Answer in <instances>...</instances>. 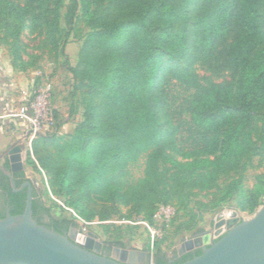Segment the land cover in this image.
<instances>
[{"label":"trees","instance_id":"16d2710c","mask_svg":"<svg viewBox=\"0 0 264 264\" xmlns=\"http://www.w3.org/2000/svg\"><path fill=\"white\" fill-rule=\"evenodd\" d=\"M35 6L43 23L63 22L65 38L79 13L90 27L75 66L67 60L63 65L73 79L70 97L84 98L81 120L64 142L39 134L28 153L69 209L91 220L98 213L88 208L90 200L114 213L118 204L129 206L141 221L163 231L173 218L158 227L159 207L170 206L177 215L196 191L215 189L220 196L212 207L234 199L237 209L249 214L264 202L260 177L248 190L243 175L252 158L264 155L263 138L253 134L256 122L264 126V0H68L65 5L64 0H0V27L6 38L15 36L16 46ZM215 61L232 76L203 85L195 65ZM169 81L190 92L183 140L165 88ZM53 143L55 151H48ZM142 156V177L127 183L129 164ZM24 175L14 173L16 188ZM221 177L229 179L220 188ZM0 189L9 214H21L26 189L13 192L8 183ZM32 216L58 233L70 224L54 217L37 194ZM200 253H185L173 264ZM148 254L154 264H166L157 240Z\"/></svg>","mask_w":264,"mask_h":264},{"label":"rangeland","instance_id":"374dc122","mask_svg":"<svg viewBox=\"0 0 264 264\" xmlns=\"http://www.w3.org/2000/svg\"><path fill=\"white\" fill-rule=\"evenodd\" d=\"M9 1L24 4V0ZM67 2L68 0H64V5ZM39 11L36 6L33 7V16L24 23L19 32L17 46L14 44L15 36L6 38L5 28L0 27V96L6 100L12 99L7 103L11 105L10 107L15 106L16 108L22 102L23 91H33L37 87L49 86V107L52 113L56 111L57 115L56 119L53 116L54 120L46 126L42 134H53L54 142L60 143L65 141V136L71 133L81 120L84 99L78 93L73 99L70 97L73 79L71 74L65 70L64 61L67 60L71 66H75L81 40L90 27L86 24L88 21L79 13L69 36L65 38L66 30H64L63 22L43 23L44 20ZM32 20L33 23H31ZM195 70L203 85L214 82L222 83L232 76L231 69L220 66L217 61L212 65L196 64ZM165 88L170 98L174 123L180 128L179 138L183 140L187 136L186 127L189 116L186 107L190 92L183 90L175 81H169ZM56 125L59 127L56 128ZM253 134L255 139L263 138L264 141V126L262 127L260 122H256ZM24 146L25 151L20 156L22 158L20 165L24 167L27 178L34 184L37 197L49 208L54 217L68 220L77 230L82 229L85 235L88 232L95 235L86 242L85 246L88 249H93L94 244L98 242L149 252L150 233L143 224L144 221L136 217L129 206L118 204V212L114 213L112 207H106L96 200H90L88 208L97 211V216L91 220L79 217L66 206L62 195L53 192L46 171L30 163L28 153L31 147H27L26 142ZM46 149L54 152V143ZM144 159L142 156L129 164L124 177L127 183L133 184L142 177ZM243 175L244 185L248 190L255 189L257 177H260L264 185V155L252 158L244 168ZM228 179V177L220 178V188ZM219 196L220 193H216L215 189L196 191L186 206L179 207L177 215L170 206L159 210L158 216L155 217L158 227L173 218V221L168 223L163 231L160 230L158 236L155 237L159 249L165 255L175 253L181 243L190 239L194 233L212 230L215 217L222 210H236L244 218L252 214L239 211L234 199L227 200L222 206L212 207ZM104 211L111 212L110 216L101 219Z\"/></svg>","mask_w":264,"mask_h":264},{"label":"water","instance_id":"95a60500","mask_svg":"<svg viewBox=\"0 0 264 264\" xmlns=\"http://www.w3.org/2000/svg\"><path fill=\"white\" fill-rule=\"evenodd\" d=\"M20 166L11 165L13 171L20 170ZM1 171L16 191L10 171ZM23 187V212L7 213L0 219V264H154L145 251L114 247L110 257L92 251L81 242L80 238L86 236L82 229L78 230V240L73 241L38 224L32 216V185L25 181ZM87 235L95 237L91 232ZM200 246L199 255L178 264H264V202L246 218L236 210L220 211L212 234L183 241L176 253L180 256Z\"/></svg>","mask_w":264,"mask_h":264},{"label":"built area","instance_id":"2783aa9c","mask_svg":"<svg viewBox=\"0 0 264 264\" xmlns=\"http://www.w3.org/2000/svg\"><path fill=\"white\" fill-rule=\"evenodd\" d=\"M22 102L9 114L10 116L20 118L28 124V131L26 132L27 147H31V142L39 134H41L47 125L53 121L52 111L49 107L50 87H37L33 91L22 92ZM164 207L160 206L158 211ZM158 211L155 217L158 216ZM150 233L151 246L158 236L161 229L151 227L146 222H143Z\"/></svg>","mask_w":264,"mask_h":264},{"label":"flooded vegetation","instance_id":"af4514ba","mask_svg":"<svg viewBox=\"0 0 264 264\" xmlns=\"http://www.w3.org/2000/svg\"><path fill=\"white\" fill-rule=\"evenodd\" d=\"M26 142V137L24 138L23 142L25 144ZM7 152L8 151H4L3 153H0V173L2 175V177L0 176V184H5V183H8V185L11 187L12 191L13 192H16V191H19V190H22V189H26V187H23V184L25 183V181H29L32 185V191H33V195L36 194V189H35V186L34 184L27 178L26 175H24V179L23 181L20 183L19 187L16 188V185H15V176H14V173L15 172H18V171H24V170H12V167H11V164L9 162V159L7 157ZM1 170H8L10 171L11 173V176H12V179L14 181V187L16 188V191H14L11 183H10V179L1 171ZM25 174V173H24ZM2 192V190L0 189V193ZM6 197L3 198L0 196V212H3L5 215L7 213H9V207H8V203L5 201ZM42 217L43 219L46 221L47 220V216L43 213L42 214ZM59 229L61 230L62 234H65L66 236H68L71 240L73 241H77L80 234H79V231L76 229V227L74 226V224H69L68 227H66V225H61L59 227ZM206 233H210L212 234L213 233V228L212 230H206V231H198L196 233H194L192 235L191 238H201L202 236H204V234ZM81 239V242L83 245L86 244V242H88V240L91 239V237H89L88 235H86L84 238H80ZM213 239V237L211 238ZM114 247H118V246H111L110 244L108 243H105V244H94V248L91 249L92 251L93 250H96L99 254L101 255H106V256H111L112 255V250ZM202 246L200 247H197V248H194L193 250L189 251L191 254H195L196 251L198 249L201 250ZM188 253V252H186ZM184 255V254H183ZM182 255H178L176 252L175 253H172L170 255H166V264H171V263H174L176 262Z\"/></svg>","mask_w":264,"mask_h":264},{"label":"crops","instance_id":"0c3cea01","mask_svg":"<svg viewBox=\"0 0 264 264\" xmlns=\"http://www.w3.org/2000/svg\"><path fill=\"white\" fill-rule=\"evenodd\" d=\"M8 100L12 101L10 98ZM8 100L0 96V153L8 151L7 157L10 164L17 166L22 160L20 156L25 151L22 142L28 131V124L20 118L9 115L15 106L10 107ZM20 140H22L21 143H19ZM19 169L24 170V167L21 165Z\"/></svg>","mask_w":264,"mask_h":264}]
</instances>
